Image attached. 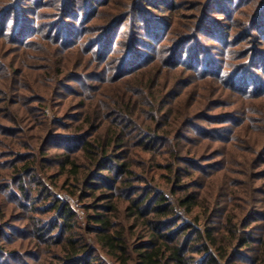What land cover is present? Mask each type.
<instances>
[{
  "label": "trees",
  "instance_id": "obj_1",
  "mask_svg": "<svg viewBox=\"0 0 264 264\" xmlns=\"http://www.w3.org/2000/svg\"><path fill=\"white\" fill-rule=\"evenodd\" d=\"M126 1L0 0V264H264V0Z\"/></svg>",
  "mask_w": 264,
  "mask_h": 264
},
{
  "label": "rangeland",
  "instance_id": "obj_2",
  "mask_svg": "<svg viewBox=\"0 0 264 264\" xmlns=\"http://www.w3.org/2000/svg\"><path fill=\"white\" fill-rule=\"evenodd\" d=\"M109 1H111V4H112L111 7H105V8H103V11L109 10L110 8L114 9V8H119L120 7L119 3H121V0H109ZM124 1H126V0H124ZM170 1H174L175 2L174 6L171 8L172 14H175V15H171L170 14V17L175 16L176 19L179 22H181L182 24H183V21H186L184 18H188V17H190V15H193V12L190 9H192L193 7H199V5H201V2L199 3L200 0H176V1L175 0H150L151 5H154V6H152L150 8L149 7L150 4L144 3L145 4L144 8L140 7L139 12H138L137 15H140V13L143 12V14H142V16L144 17L143 19H145L146 17L148 18L146 23H149L150 21H152V22L154 21L155 23H158V25H159V24H161L162 21H164L163 19L165 17L166 18L168 17L170 12H166L167 9L166 10H162V11L157 10V8L155 6H157L159 3L170 2ZM126 2H128V1H126ZM192 2H193V5L191 6ZM189 6H191V7H189ZM206 6L207 5H205V9H206ZM208 6H207V9H208ZM216 7L218 8L219 6L215 4L213 10H215ZM145 11H149V13H146ZM208 12L210 13L208 15L209 19L213 18L214 21H217V20L221 19V18H219L221 16L216 17L217 14L214 11L208 9ZM148 14H150V15H148ZM156 19H159V21L160 20L161 21L159 22ZM98 23H101V25H104L105 21L98 22ZM72 37H75V33L72 35ZM202 42H203L204 45H208V46H211V47L215 46V39H212L211 37L203 40ZM159 177L160 176H158V178ZM261 183L262 182H258L257 184L260 185ZM56 192L59 193L58 190H56ZM64 195H65L64 197L68 199V195L66 193H64ZM73 206L75 207L76 210H78L80 212V215L83 216V210H81L79 208L78 204L74 202ZM258 206L260 208V205H258Z\"/></svg>",
  "mask_w": 264,
  "mask_h": 264
}]
</instances>
